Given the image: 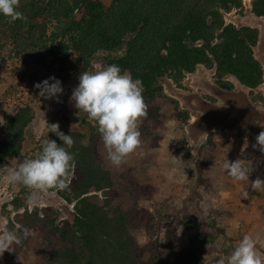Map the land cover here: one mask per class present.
<instances>
[{
    "label": "trees",
    "instance_id": "1",
    "mask_svg": "<svg viewBox=\"0 0 264 264\" xmlns=\"http://www.w3.org/2000/svg\"><path fill=\"white\" fill-rule=\"evenodd\" d=\"M242 7L243 0H111L108 6L102 0H20L18 10L28 18L27 23H10L0 15V55L19 57L26 64L51 57L58 63L56 79L62 84L66 75L75 73L67 69L70 58L75 57L80 72L91 73L95 56L103 52L105 67L119 65L133 79L142 81L148 105L145 122L156 127L161 122V106L155 99L163 96L159 80L169 77L179 82L200 65L215 68L218 83L228 89L233 86L224 77H235L250 89L251 99L258 101L252 90L264 82L263 66L255 56L260 31L250 25L227 23L224 16ZM251 11L264 18V0H252ZM176 116L185 122L190 118L189 111L180 108ZM34 117L33 106L23 104L6 121L0 141V170L13 159H26L24 145ZM62 132L75 141L69 149L75 166L68 187L50 191L73 204L74 218L57 225L51 221L62 243L44 253L46 264H170L164 251L177 245L179 224L170 216L157 217L139 205L143 195L152 194L153 187L136 182L127 169L121 173V186L132 195V206L124 209L114 205L118 191L111 172L103 166L97 128L87 140L78 131ZM49 138L62 143L54 133L45 139ZM92 189L102 193L103 205L91 199ZM27 196L28 189L19 184L13 198L3 203L4 211L10 206L14 213L8 217L7 229L47 224V210H30ZM158 226L162 236L155 233ZM135 228L146 230V247L132 234ZM218 234L216 229L209 236L197 232L190 235L171 264H201L204 255L214 250L212 243Z\"/></svg>",
    "mask_w": 264,
    "mask_h": 264
},
{
    "label": "rangeland",
    "instance_id": "2",
    "mask_svg": "<svg viewBox=\"0 0 264 264\" xmlns=\"http://www.w3.org/2000/svg\"><path fill=\"white\" fill-rule=\"evenodd\" d=\"M102 1L106 6L111 3V0ZM249 4L250 0H243L242 8L225 12V21L237 27H257L261 32L259 19L264 18L255 16ZM103 56V52L97 53L91 72L105 67L102 64ZM67 69L75 73L65 76L61 84L63 93L59 97L60 102H57L55 98L41 97L40 90L35 87L59 75L58 63L51 57L44 62L26 64L19 57L0 55V141L4 136L6 121L17 108L23 104L32 105L35 117L27 130L24 145L26 159L37 157L39 146L48 135L47 123H58L61 131H78L85 136V140L97 128L95 122L85 112H79L70 99L82 73L75 57L67 62ZM204 79L219 84L215 68L204 65L198 66L193 73H186L179 82L169 77L159 80L163 86V96L157 97L155 103L161 106V122L151 127L145 119L141 121L139 131L142 145L119 169L107 159L102 140L98 143L103 166L111 172L118 191L113 204L124 209L132 206V195L121 186V173L130 169L136 182L153 187L152 194L143 195L139 205L154 212L157 217L170 216L179 224L177 245L164 251L165 259L170 264L174 262L175 254L187 245L190 235L197 232L209 236L216 229L219 234L212 243L214 250L204 255L201 264H216L220 257H227L245 235L252 236L257 242V250L264 254V191L254 192L247 181L233 180L223 167L226 161L241 158L244 164L255 169L250 181L257 176L264 179V154L252 147L256 137L245 129L237 132L211 131L195 148L188 137L187 125L196 114L184 105L178 93L204 91L199 86ZM224 80L230 81L234 90L243 86L233 76H226ZM243 87L250 95V89ZM205 93V97L213 96ZM252 95L257 96L256 104L264 107L263 86L253 89ZM178 108L189 111L188 122L176 116ZM22 162L13 159L0 170V233L7 229L8 217L14 215L9 210L10 206L4 211L2 205L10 201L19 190V184L7 182V169L18 167ZM246 190L248 198L245 199L242 193ZM89 194L93 201L104 204L101 192L92 189ZM29 209L41 213L42 209H46L47 224L33 226L31 229L34 234L29 237L28 243L14 246L13 252L6 251L0 257V264H46L44 253L62 243L58 232L51 228V221L55 220L54 225H57L63 220L74 218L73 204L66 202L56 191L49 190L42 194L40 203L29 206ZM131 232L141 246H147L149 237L144 228L131 229ZM155 233L162 236L160 226L156 227ZM148 258L149 253L146 252L145 259Z\"/></svg>",
    "mask_w": 264,
    "mask_h": 264
},
{
    "label": "clouds",
    "instance_id": "3",
    "mask_svg": "<svg viewBox=\"0 0 264 264\" xmlns=\"http://www.w3.org/2000/svg\"><path fill=\"white\" fill-rule=\"evenodd\" d=\"M20 0H0V15L9 22L21 20L27 23V17L18 9ZM50 81H52L50 83ZM39 95L45 99L59 97L63 93L61 82L50 77L35 85ZM144 87L140 79H133L127 70L119 65L111 64L94 72H82L79 84L73 89L71 101L88 118L95 122L97 131L107 152L111 165L119 169L127 162V158L137 152L142 145L141 121L147 117L148 105L143 97ZM264 128V124H259ZM47 132L54 133L62 143L53 139H45L41 151L35 158L25 159L18 167L7 169V182L22 184L28 189L26 203L36 206L42 199V194L49 190L62 191L68 187L67 181L75 166L74 154L69 149L75 141L70 135L60 130L58 123H47ZM191 147V146H190ZM252 147L264 154V131L256 136ZM228 175L235 181H247L252 191H264V179L257 176L250 181L255 170L244 164L241 158L226 161L223 165ZM248 198V191L242 193ZM34 233L27 227L5 229L0 233V257L13 252L14 246H19ZM216 264H264V254L257 250L256 240L245 235L227 257H220Z\"/></svg>",
    "mask_w": 264,
    "mask_h": 264
},
{
    "label": "water",
    "instance_id": "4",
    "mask_svg": "<svg viewBox=\"0 0 264 264\" xmlns=\"http://www.w3.org/2000/svg\"><path fill=\"white\" fill-rule=\"evenodd\" d=\"M259 21L262 27L258 44L255 47V56L264 70V20L259 19ZM199 86L204 91L178 93L184 105L196 114V117L187 125L192 147L195 148L211 131L237 132L245 129L254 137L264 131V128L259 126V124H264V107L256 104L243 86L232 90L209 79L202 80ZM262 86L264 88V83ZM202 92L213 95L218 102L207 99Z\"/></svg>",
    "mask_w": 264,
    "mask_h": 264
},
{
    "label": "flooded vegetation",
    "instance_id": "5",
    "mask_svg": "<svg viewBox=\"0 0 264 264\" xmlns=\"http://www.w3.org/2000/svg\"><path fill=\"white\" fill-rule=\"evenodd\" d=\"M263 83H264V82H263ZM263 83H262V84H263ZM262 84H261V85H262ZM225 88H226V87H225ZM200 89H202V88H200ZM233 89H234V88H232V90H233ZM202 93H203V92H202ZM204 94H206V93L204 92ZM249 96H250V95H249ZM206 98L209 99V100H211V101H213V102H218V100H217L216 97H213V96H211V97H210V96L207 97V96H206ZM250 98H251V97H250Z\"/></svg>",
    "mask_w": 264,
    "mask_h": 264
},
{
    "label": "crops",
    "instance_id": "6",
    "mask_svg": "<svg viewBox=\"0 0 264 264\" xmlns=\"http://www.w3.org/2000/svg\"><path fill=\"white\" fill-rule=\"evenodd\" d=\"M249 5H250V9H251L252 8V0H250V4Z\"/></svg>",
    "mask_w": 264,
    "mask_h": 264
}]
</instances>
